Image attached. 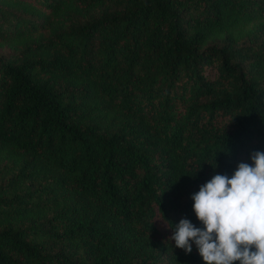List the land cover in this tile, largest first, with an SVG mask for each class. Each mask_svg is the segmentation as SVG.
I'll return each instance as SVG.
<instances>
[{
	"label": "trees",
	"instance_id": "16d2710c",
	"mask_svg": "<svg viewBox=\"0 0 264 264\" xmlns=\"http://www.w3.org/2000/svg\"><path fill=\"white\" fill-rule=\"evenodd\" d=\"M254 151L264 0H0V264H205L171 226Z\"/></svg>",
	"mask_w": 264,
	"mask_h": 264
},
{
	"label": "clouds",
	"instance_id": "9594fccd",
	"mask_svg": "<svg viewBox=\"0 0 264 264\" xmlns=\"http://www.w3.org/2000/svg\"><path fill=\"white\" fill-rule=\"evenodd\" d=\"M250 159L231 177L214 175L192 194L204 227L180 219L169 237L175 247L190 254L195 244L205 264H264V152H252Z\"/></svg>",
	"mask_w": 264,
	"mask_h": 264
}]
</instances>
